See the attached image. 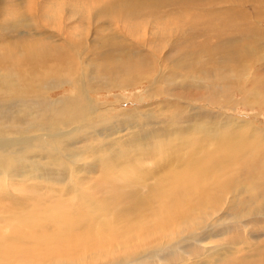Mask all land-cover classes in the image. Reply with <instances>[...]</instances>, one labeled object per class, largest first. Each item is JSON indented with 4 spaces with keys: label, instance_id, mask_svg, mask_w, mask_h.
<instances>
[{
    "label": "bare ground",
    "instance_id": "1",
    "mask_svg": "<svg viewBox=\"0 0 264 264\" xmlns=\"http://www.w3.org/2000/svg\"><path fill=\"white\" fill-rule=\"evenodd\" d=\"M77 1L0 0V39L30 36L0 41V264H209V240L226 239L216 251L220 259L264 237V158L243 146L244 138H262L251 124L200 108L188 113L171 93L172 100L165 98L174 108L171 120L154 128L156 108L95 116L99 105L88 96L146 84L154 99L192 80H202L193 86L202 93L212 79L211 100L246 89L264 102L254 70L264 55L253 48L264 40L257 13L264 0H175L183 7V24L172 22L177 35L156 30L147 43L128 36L143 33L136 20H170L151 13L163 1L82 0L86 7ZM247 6L257 27L244 42L240 29L250 23L237 19H246L238 8ZM61 84L72 96L63 106L43 100ZM16 101L23 110H12ZM98 138L106 140L92 145ZM130 177L146 190H134L131 203L115 206L122 194L102 195Z\"/></svg>",
    "mask_w": 264,
    "mask_h": 264
},
{
    "label": "rangeland",
    "instance_id": "2",
    "mask_svg": "<svg viewBox=\"0 0 264 264\" xmlns=\"http://www.w3.org/2000/svg\"><path fill=\"white\" fill-rule=\"evenodd\" d=\"M39 1H42V0H39ZM67 1L74 2V0H67ZM88 1L90 3L101 2V0H88ZM161 1L164 2L162 5L165 4V7L158 9L157 7L154 6V8L151 10V13H159V14L164 13L165 15H167V17L171 18L169 21H167L165 23V22H157V21H154V20L150 21V22H146V21H142V20L141 21L140 20H136L137 24H143V25L146 26V27L144 26V30L142 29L143 33H140V31H139V33H138L139 35L131 37V36H128L127 33H126L127 32V30H126L127 28L123 27L124 28L123 29L124 31L122 30L123 35L128 36L129 40L131 39L134 43L137 41V38H139V40L140 39L146 40V43H147L151 37L155 38V36L157 34L156 30H159V32H161L163 35L164 34L165 35L168 34V35L176 36L177 35L176 34L177 30H176V26L175 25H177V24L174 25V23H172V22H176V21L178 22L179 21V25L180 26L183 24L181 22L182 18H183V12H179L178 11L179 8H183L182 7V2H178V1H175V0H161ZM9 4L10 3L7 2V6H9ZM76 4L78 6L84 5L86 7V4H84L82 2V0H78ZM91 6L92 5H89V9L90 10L87 12L88 14L92 13ZM247 7L248 8H243V9L238 8V12L244 11L246 19H237L238 21L241 22L239 24H242V22H245L246 20L249 21V23H250V25H249L250 27L249 28H245L246 27L245 26V27L240 29L241 30V36H242V39H243L244 42L249 37V32L248 31H251V30H253V29H255L257 27V25H253V22L250 21V20L254 21V18H255L254 14L255 13H254L253 9L251 8V6H247ZM172 8L174 10H172ZM8 10L10 12L11 8L8 7ZM260 11H261V13H260ZM257 13L261 14L258 17L260 18V21H262L261 24H260L261 26H259L258 28L260 30L264 31V18L261 19L262 14L264 13V10L260 7L259 9H257ZM169 24H170L171 28L169 27ZM78 26L79 25L76 24V28ZM167 27H169L171 30L168 31L169 28H167ZM76 30H77V33H78V28ZM130 30H133V29H130ZM122 32H120V33H122ZM142 36H143V38H142ZM19 39L20 40H29L30 36H27V35L14 36V35H12L10 37L8 35L7 39H5L3 41L0 39V41H2L3 43H9V42L12 43L15 40L17 41ZM134 39H135V41H134ZM167 41H168V39H167ZM163 44H166V43H163ZM162 46H164V45H162ZM263 46H264V40H260L259 42L253 44V48H254V50H255V52H256V54L258 56L264 55ZM163 51L164 50H162V52ZM254 70L258 74V75H256V80H257L256 85L258 84L257 89H258L259 93L264 98V60L259 61L258 64H255ZM192 73H194V72H192ZM192 73L191 74L189 73V74L193 76ZM231 73L232 72H230L229 74H231ZM214 75H215V72L213 73V76ZM200 76H201V78L203 76H205L202 79H206L207 78V75H205V74H200ZM200 76H199V78H200ZM199 78L196 75H194L193 79H199ZM191 82H192L191 83L192 86L190 85V87H188L187 84H186L187 88H186L185 85H182V86L178 85L177 88L176 87L173 88V91L165 93L166 95L159 94L161 96H158V97H156L154 95L153 96V97H155L154 99H151V97H150L151 95H149V93H147L148 87H147L146 84L141 85V86L140 85L136 86L135 88H133L131 86H129L127 88L122 87L124 90H121V88H118V87L117 88H113V89H109V90H103V89L99 90L98 89V90H95L93 92H89L88 96H89V98H91V100H93L94 103L96 102L99 105L98 112L95 113V116L102 115V113L106 114L107 111H109V113L111 115H115V114H117L119 112H123V111L124 112H128V111L132 112V111H135V110L138 109V110H140L142 112V111H145V110L149 111L148 109H150L151 107L156 108L155 110H151L150 111V115H151L150 119H151L152 127L158 128L162 124H169V122L171 120L170 119L171 118L170 111L172 112L174 110V108H172L169 105H166L167 104L166 100H168V101L172 100L171 93H174V95L178 96V98L177 97H173L174 98L173 100H179L178 103L182 102L183 103L182 107L187 108L186 109L187 112H188V110L193 109V108H195V110L198 111L197 108H200L201 111L204 110L206 113L208 112V113H211L213 115L220 114L222 116V119H224V120L225 119H227V120L229 119L227 122L239 123V122L243 121L246 124H251V126L257 130V133H260L262 135V138L259 137V136H257L258 138H256V139L255 138H249V137L244 138V143H243V146L245 148L244 150L248 154L254 155V156L262 154V158H264V156H263L264 155V102H262V100H260V99L254 101V99H252V96H253L252 94H250L251 98L249 97V94L248 95L245 94L246 89L244 90V94L241 91H232V93L230 94L228 99H224L221 96H219L218 97V101H214V100H211L212 99V94L209 97H206V93L211 88H213V86L216 84L215 80L207 79L206 80V84H208L207 85L208 87H207L206 90H202L201 89L203 91L202 93H200V90H199L200 88L193 87V86H196L199 82L202 83V80H199L198 82L196 80H192ZM194 83H197V84H194ZM249 86H251V87H249ZM253 87L254 86H252L251 83H249L246 86L247 90L248 89H254ZM67 88L68 87H66V85H64V86H63V84L58 85L55 89H52V90H50L49 93H46V95L44 97H42V98H43V100L46 99V101H52L53 103L57 102L56 105L63 106L64 103H66L70 98H72V96L69 94V90ZM199 93L201 95L197 97L196 94H199ZM188 94H192L193 96H189ZM165 98H166V100H165ZM184 103H185V105H184ZM18 105H19V103L16 101L15 107H13L12 110H23L22 107L19 105L21 107L20 108ZM186 105H187V107H186ZM174 106H175V104H174ZM133 108H136V109L135 110H131ZM160 109L163 110V116L156 117L155 114ZM50 115H48V116H50ZM203 118L205 120H208V121L210 119L209 117H203ZM81 119L82 118L79 117L78 119H76L77 121L75 123H78V121H81ZM74 120L75 119H73L71 121L74 122ZM210 120H213V119H210ZM138 122L142 123V121H139L138 119L135 118V123H138ZM224 122L225 121H223L222 123H224ZM239 125L241 126V124H239ZM82 134H83V132H80L79 135H82ZM241 135H242L241 133H236V134H234V137L239 138V137H241ZM231 137L232 136L230 135L229 138H231ZM70 138L72 139L73 136L71 135L67 139H63V141H65V140L70 141L71 140ZM119 138H123L122 135H120L118 137L115 136V138L114 139L112 138V139L113 140H118ZM258 139L260 140V142H259ZM104 140H106V139H104ZM104 140L102 138H98L97 141L92 140V145L101 144ZM113 140L108 139V144L112 145ZM260 143H261L262 146H259ZM79 145L80 144H78V146ZM115 145H118L117 141H116ZM163 145H165L167 148L169 147L168 144H166L164 142H161V146H163ZM83 148H85V147H82L80 149H83ZM116 151H117V149H114L112 152L114 153ZM110 154H111V148H110ZM86 158H87V155L83 158V160L81 162L75 163L72 166V169H73L72 173L73 174H75V167H78V166L82 165L83 161L86 162V163L88 162L86 160ZM119 160H121V159H119ZM236 170H237V168H236ZM77 175H78L77 176L78 179H77L76 183L78 184L81 180L79 178V174H77ZM80 177L85 181V177L84 176L80 175ZM132 181H133V178H131V177L128 178V179H124L123 180L124 183H121V185H120V182L116 181V185L118 186V189L116 188L117 190L113 192V191L109 190L108 188L104 187V190L102 191V195H109V194H115V193L116 194H118V193L122 194L124 196V198H123L124 200L123 199L120 200V202L115 204V206H118L121 203L122 204L124 203L125 205H127V204L131 203L134 200L133 195H135L137 193L134 190L138 191L139 189L140 190L142 189V190H144V192L141 190L142 193L146 192L144 186H142V185L141 186L140 185L136 186L135 185L136 183H134V182L132 183ZM126 182H128V183H126ZM31 183L40 184L41 182L33 181ZM150 183H152V182L150 181L146 185H148ZM15 186H13V187H15ZM135 187H137V188L139 187V188L137 189ZM10 189H11L10 191H12V193L13 192L16 193V194L13 193L14 195L21 196L20 194H22V192H20V190H17L15 188H10ZM140 190L138 192H141ZM143 207H144V205H142L141 209H143ZM256 213H258V212H254L255 215H256ZM258 233H261V232L258 231ZM259 237H261V238H259V239H253L252 238V239H250V244L247 245V246H249L248 248H246L247 246L246 247H240V250L238 248H236L237 251H239V252H237L236 254L234 253L233 256L231 255V256H228L226 258L225 257L224 258L221 257L220 259H219V257H217L216 251H218L220 249L219 244L224 242L226 239L225 238H216V239L209 240L205 244V251L207 253L212 254V256L209 257V259H208V261L211 260V262L209 264H263L261 262V260L264 259L263 258L264 257V237L262 235H260ZM214 242H216V243H214ZM250 245H251V248H250ZM212 247H214V248H212ZM213 251H215V252H213ZM259 256H261V257H259ZM246 260L248 261V263H246L247 262ZM255 260L257 261V263H256ZM259 260H260V262H258Z\"/></svg>",
    "mask_w": 264,
    "mask_h": 264
}]
</instances>
